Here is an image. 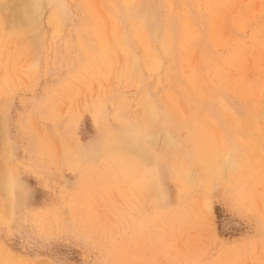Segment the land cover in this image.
Segmentation results:
<instances>
[{
    "label": "rangeland",
    "instance_id": "374dc122",
    "mask_svg": "<svg viewBox=\"0 0 264 264\" xmlns=\"http://www.w3.org/2000/svg\"><path fill=\"white\" fill-rule=\"evenodd\" d=\"M22 1L0 264H264V0Z\"/></svg>",
    "mask_w": 264,
    "mask_h": 264
},
{
    "label": "bare ground",
    "instance_id": "6f19581e",
    "mask_svg": "<svg viewBox=\"0 0 264 264\" xmlns=\"http://www.w3.org/2000/svg\"><path fill=\"white\" fill-rule=\"evenodd\" d=\"M23 1H24V0H23ZM23 1H22V2H23ZM19 4H20V3H19ZM21 4H22V3H21Z\"/></svg>",
    "mask_w": 264,
    "mask_h": 264
}]
</instances>
